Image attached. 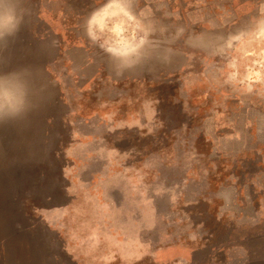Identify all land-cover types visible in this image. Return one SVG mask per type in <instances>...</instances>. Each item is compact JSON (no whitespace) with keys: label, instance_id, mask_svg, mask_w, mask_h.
<instances>
[{"label":"rangeland","instance_id":"1","mask_svg":"<svg viewBox=\"0 0 264 264\" xmlns=\"http://www.w3.org/2000/svg\"><path fill=\"white\" fill-rule=\"evenodd\" d=\"M3 3L0 264H264V0Z\"/></svg>","mask_w":264,"mask_h":264},{"label":"clouds","instance_id":"2","mask_svg":"<svg viewBox=\"0 0 264 264\" xmlns=\"http://www.w3.org/2000/svg\"><path fill=\"white\" fill-rule=\"evenodd\" d=\"M19 23V20L14 16L12 9L3 3V0H0V26L2 27H11L14 29ZM4 34L3 31H0V36Z\"/></svg>","mask_w":264,"mask_h":264},{"label":"crops","instance_id":"3","mask_svg":"<svg viewBox=\"0 0 264 264\" xmlns=\"http://www.w3.org/2000/svg\"><path fill=\"white\" fill-rule=\"evenodd\" d=\"M264 25V24H263ZM262 25V28H264V26Z\"/></svg>","mask_w":264,"mask_h":264}]
</instances>
